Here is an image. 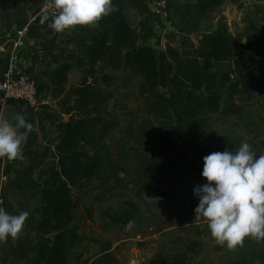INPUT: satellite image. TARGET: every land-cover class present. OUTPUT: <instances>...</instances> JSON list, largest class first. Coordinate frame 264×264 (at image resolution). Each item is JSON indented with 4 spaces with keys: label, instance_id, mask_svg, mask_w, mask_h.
I'll return each instance as SVG.
<instances>
[{
    "label": "trees",
    "instance_id": "1",
    "mask_svg": "<svg viewBox=\"0 0 264 264\" xmlns=\"http://www.w3.org/2000/svg\"><path fill=\"white\" fill-rule=\"evenodd\" d=\"M225 1L172 0L169 15L173 12L177 30L171 36L180 41L168 42L161 50L140 41L126 15L125 0H113L116 11L102 17L96 26L84 25L67 38L71 49L57 48L59 33L52 34L47 22L40 23L44 16L29 25L26 36L37 41L47 59L38 93H50L68 120L55 145L56 163L41 162L37 179L24 175L11 181L24 198L29 194L40 200L37 230L42 238L27 264H70L80 258L77 248L86 236L77 222L75 187L96 180L109 185L111 196L124 195L129 184L138 187V193L156 196L146 179L148 175L171 176L178 158H188L190 153L197 154L203 166L206 149L198 140L200 125L207 116L236 115V99L264 93V21L261 28L249 23L248 32L257 35L248 41L234 39L222 21L206 43H196L192 38L198 25ZM53 65L57 67L52 69ZM74 68L82 69V77L77 85L69 86ZM105 68L129 72L140 78L141 86L148 91L142 97L146 109L141 124L138 118L126 121L116 143L112 131L120 122L108 106L113 92L99 84L113 78L104 71L96 77ZM25 118L32 123L33 131L23 151L38 140L31 109ZM155 121L158 124L153 127ZM127 147L129 151H125ZM160 181L164 183L163 178ZM126 203L135 208L132 200ZM23 206L14 214L23 211ZM125 216L109 214V220L124 225L133 220L134 214L126 212ZM9 247L22 260L10 243ZM147 264L185 263L183 258L172 256L157 257Z\"/></svg>",
    "mask_w": 264,
    "mask_h": 264
},
{
    "label": "rangeland",
    "instance_id": "2",
    "mask_svg": "<svg viewBox=\"0 0 264 264\" xmlns=\"http://www.w3.org/2000/svg\"><path fill=\"white\" fill-rule=\"evenodd\" d=\"M166 20L163 23L164 37H155L159 43L158 50L164 49L168 42L178 44L180 41V38L171 36L177 30L173 12ZM219 21L227 23L234 39H253L257 33L248 32L249 23L255 22L261 28L264 0H241L239 3L226 0L198 25L192 35L193 40L196 43L209 41ZM147 30L155 34L151 28ZM103 71L113 78L99 84L113 92L108 106L120 122L119 127L112 131L116 143L126 121L138 118L137 123L141 124L146 109L142 97L148 91L141 86V79L129 72L105 68L96 77L104 74ZM81 77L82 69L74 68L69 74L68 85H77ZM235 104L236 115H209L201 123L198 144L206 149L205 155L223 151L225 147H238L242 140L247 141L253 150L264 154V93L238 98ZM157 124L155 121L153 127ZM173 154L175 157L174 151ZM177 161L178 167L171 176L164 177L158 173L146 177L152 191L157 192L156 196L138 193L134 184V188L129 184L124 195L115 193L112 196L107 192L109 185L96 180L75 187L73 198L77 222L86 240L77 248L76 255L80 258L72 259L70 264H147L157 257L172 256L183 258L185 264H264V240L257 242L245 238L241 246L232 250L215 243L206 220L194 217L193 209L198 199L192 189L205 182L200 175L202 165L197 154L190 153L188 158H178ZM162 178L164 183L160 181ZM14 194L13 190L8 192L13 202ZM29 199H33L29 194L25 199L18 195L15 198L20 203ZM127 200H132L135 208H131ZM126 212L134 214L131 229L125 228L127 223L117 225L109 220V214L126 219ZM7 247L5 245L4 253ZM26 263L12 255L7 257V264Z\"/></svg>",
    "mask_w": 264,
    "mask_h": 264
},
{
    "label": "clouds",
    "instance_id": "3",
    "mask_svg": "<svg viewBox=\"0 0 264 264\" xmlns=\"http://www.w3.org/2000/svg\"><path fill=\"white\" fill-rule=\"evenodd\" d=\"M54 4L57 12L51 19L45 14L40 20L42 25L47 22L52 34L94 25L116 11L113 0H54ZM11 121L0 119V159L21 160L33 125L21 113ZM202 159L200 175L205 182L192 189L198 199L194 217L205 219L215 243L229 250L241 246L245 238L264 240V154L257 155L242 140L238 147H225ZM27 215L26 211L11 214L0 206V242L19 238ZM131 227L129 220L125 228Z\"/></svg>",
    "mask_w": 264,
    "mask_h": 264
},
{
    "label": "crops",
    "instance_id": "4",
    "mask_svg": "<svg viewBox=\"0 0 264 264\" xmlns=\"http://www.w3.org/2000/svg\"><path fill=\"white\" fill-rule=\"evenodd\" d=\"M43 3L44 0H0V75L9 63L14 61L39 84L42 82L47 59L37 41L29 39L25 32L24 44L20 48L13 50L12 42L17 34L24 29L27 30L36 18L44 16L40 12ZM153 3L154 0H125V12L132 27L138 31L140 41L158 50L159 43L155 37H164L163 23L166 18L155 11ZM48 17L50 16L48 15ZM90 26L94 27L96 24ZM81 28L82 26L77 25L74 28L59 32L57 48H73L67 38H70L75 31ZM149 28L155 34L149 32L147 30ZM56 67L57 65H53L52 69ZM39 97L40 105L34 113L35 128L38 134L36 144L23 151V159L21 160L0 159V206H3L7 212L14 214L18 208L24 205L23 211L28 213L24 221L22 235L14 240L9 238L0 242V264H7V257L14 256V253L10 252L9 243L12 250L20 255L22 260L28 262L34 258L35 248L42 238L37 230L39 198L24 200L20 203L21 199L17 201L15 198L17 195L21 197V192L11 185V181L18 176L29 175L37 179L41 162L54 164L57 161L54 156V149L63 135L68 116L62 112V107L58 105L57 100L52 98L50 93H40ZM16 113L28 116L29 108L21 102H4L0 94V119H9L12 122L11 117ZM5 189L7 190L5 191ZM10 190L15 193L14 202L8 196ZM5 245L8 247L4 253Z\"/></svg>",
    "mask_w": 264,
    "mask_h": 264
},
{
    "label": "built area",
    "instance_id": "5",
    "mask_svg": "<svg viewBox=\"0 0 264 264\" xmlns=\"http://www.w3.org/2000/svg\"><path fill=\"white\" fill-rule=\"evenodd\" d=\"M171 4L172 0H154L153 3L155 11L161 13L166 19L168 18ZM40 12L43 15L47 14L52 17L57 12L54 0H44ZM25 32L26 29L17 34L12 42L13 50L20 48L24 44ZM0 94L4 102H21L31 109L33 113L36 112L40 105L38 82L14 61L10 62L0 75Z\"/></svg>",
    "mask_w": 264,
    "mask_h": 264
}]
</instances>
